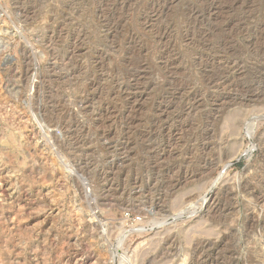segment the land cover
<instances>
[{"label": "rangeland", "instance_id": "374dc122", "mask_svg": "<svg viewBox=\"0 0 264 264\" xmlns=\"http://www.w3.org/2000/svg\"><path fill=\"white\" fill-rule=\"evenodd\" d=\"M0 189V264H264V0H0Z\"/></svg>", "mask_w": 264, "mask_h": 264}, {"label": "bare ground", "instance_id": "6f19581e", "mask_svg": "<svg viewBox=\"0 0 264 264\" xmlns=\"http://www.w3.org/2000/svg\"><path fill=\"white\" fill-rule=\"evenodd\" d=\"M254 130V129H253ZM251 131H252V129H251ZM217 180V179H216ZM214 181V180H213ZM218 181V180H217ZM227 184V183H226ZM1 190V189H0ZM4 192V191H3Z\"/></svg>", "mask_w": 264, "mask_h": 264}]
</instances>
